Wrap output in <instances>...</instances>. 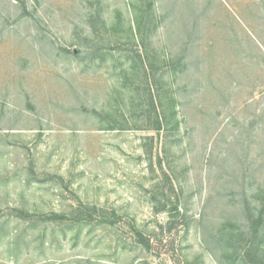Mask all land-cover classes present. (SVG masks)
<instances>
[{"label":"rangeland","instance_id":"374dc122","mask_svg":"<svg viewBox=\"0 0 264 264\" xmlns=\"http://www.w3.org/2000/svg\"><path fill=\"white\" fill-rule=\"evenodd\" d=\"M263 254L264 0H0V264Z\"/></svg>","mask_w":264,"mask_h":264},{"label":"trees","instance_id":"16d2710c","mask_svg":"<svg viewBox=\"0 0 264 264\" xmlns=\"http://www.w3.org/2000/svg\"><path fill=\"white\" fill-rule=\"evenodd\" d=\"M175 209L179 212L178 206H175ZM145 243L146 244H149V240H146ZM249 255H250V253L249 254H246V256H249ZM246 256L245 257H241V261H243L244 264H264V257L262 258V260H259L258 259V262L257 263H254L252 260L250 261L249 259H247Z\"/></svg>","mask_w":264,"mask_h":264}]
</instances>
